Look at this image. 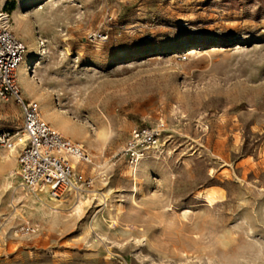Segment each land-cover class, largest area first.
<instances>
[{"label":"rangeland","instance_id":"374dc122","mask_svg":"<svg viewBox=\"0 0 264 264\" xmlns=\"http://www.w3.org/2000/svg\"><path fill=\"white\" fill-rule=\"evenodd\" d=\"M4 5L33 61L22 93L86 147L92 183L23 188L22 108L0 97V264H264V0ZM159 123L132 164L131 131Z\"/></svg>","mask_w":264,"mask_h":264},{"label":"built area","instance_id":"2783aa9c","mask_svg":"<svg viewBox=\"0 0 264 264\" xmlns=\"http://www.w3.org/2000/svg\"><path fill=\"white\" fill-rule=\"evenodd\" d=\"M11 13L0 0V97L12 99L23 113L24 146L18 154L22 186L36 191L47 186L52 198L60 199L70 192H81L92 181L78 167L92 162L86 147L69 137L43 118L37 100L26 98L17 80V69L24 59L27 46L11 28ZM162 124L136 127L131 131L125 152L130 162L137 163L149 149L154 148L161 136ZM2 139V138H1ZM10 142L8 147L12 148ZM77 159L74 165L72 160Z\"/></svg>","mask_w":264,"mask_h":264},{"label":"bare ground","instance_id":"6f19581e","mask_svg":"<svg viewBox=\"0 0 264 264\" xmlns=\"http://www.w3.org/2000/svg\"><path fill=\"white\" fill-rule=\"evenodd\" d=\"M1 4H3V0H1ZM26 54V53H25ZM25 57V56H24ZM24 60V59H23ZM22 63V62H21ZM33 65V61L29 58H26L23 65L20 66L19 65V69H17V80H18V83H19V86L21 88V91L23 92V89L21 87V84H20V81L23 80V79H26V75L27 76H30L31 77V70H32V66ZM19 74V76H18ZM19 77V78H18ZM20 80V81H19ZM45 114L48 118H52L51 116V113L49 111L46 112L45 110ZM55 129H58V125H55ZM16 145V144H15ZM16 146H13L12 147V153L16 151ZM74 160V159H73ZM72 160V161H73ZM75 162L73 164H76L77 163V159L75 158L74 160ZM48 194L49 198L51 200L55 199V198H52L48 192V189H47V186L43 185L40 187V195H41V198L42 199H45V195ZM46 200V199H45ZM56 200H59V199H56ZM43 201V200H42ZM44 202V201H43ZM192 235V236H191ZM184 240H188V239H192L193 237H196V238H199L201 239V235H199L198 233H189V232H186L185 234H182L181 236ZM192 237V238H191Z\"/></svg>","mask_w":264,"mask_h":264},{"label":"crops","instance_id":"0c3cea01","mask_svg":"<svg viewBox=\"0 0 264 264\" xmlns=\"http://www.w3.org/2000/svg\"><path fill=\"white\" fill-rule=\"evenodd\" d=\"M3 3H4V0H3ZM33 81H34V79H23V80H21V84L26 88V89H28L30 86H31V84L33 83ZM24 93V95L26 96V97H29V94L28 93H26V92H23ZM32 95V94H31ZM33 96V95H32ZM77 164V163H76Z\"/></svg>","mask_w":264,"mask_h":264}]
</instances>
